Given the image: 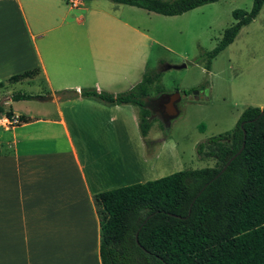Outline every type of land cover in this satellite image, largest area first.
Returning <instances> with one entry per match:
<instances>
[{"label":"crops","instance_id":"crops-1","mask_svg":"<svg viewBox=\"0 0 264 264\" xmlns=\"http://www.w3.org/2000/svg\"><path fill=\"white\" fill-rule=\"evenodd\" d=\"M137 9L108 0L77 7L0 0V81L38 68L44 91L31 95L50 96L33 98L45 104L37 117L12 110L9 95L0 98L24 119L0 126V264H100L92 195L146 181H132V171L155 170L148 162L157 153L147 154L134 105L56 93L93 87L118 94L139 81L155 39L131 20Z\"/></svg>","mask_w":264,"mask_h":264},{"label":"trees","instance_id":"trees-1","mask_svg":"<svg viewBox=\"0 0 264 264\" xmlns=\"http://www.w3.org/2000/svg\"><path fill=\"white\" fill-rule=\"evenodd\" d=\"M108 1L172 16L217 0ZM263 2L252 0L248 11L233 9L232 24L196 61L208 70L211 60L256 16ZM38 71L13 74L0 86L33 78ZM159 76V71L150 69L118 94L93 87L56 93L62 99L79 95L109 105L136 106L138 132L145 139L152 122L146 100L166 94ZM35 97L39 96L25 92L9 95L11 101ZM0 113L12 115L1 102ZM195 153L216 165L182 169L92 195L102 235L100 264H264V108L247 106L230 131L198 142Z\"/></svg>","mask_w":264,"mask_h":264},{"label":"rangeland","instance_id":"rangeland-1","mask_svg":"<svg viewBox=\"0 0 264 264\" xmlns=\"http://www.w3.org/2000/svg\"><path fill=\"white\" fill-rule=\"evenodd\" d=\"M251 3L252 0H217L173 17L142 9H137L140 15H131V20L155 39L147 48L146 66L159 71L158 83L165 93H179L177 114L168 124L156 114L150 116L154 124L148 130L146 147L151 150L147 154L157 153L156 159L148 162L155 170L147 167L141 169L140 175L132 171V181L152 180L182 169L215 166L211 158L196 155V144L230 131L247 106L264 108V4L257 15L239 29L233 41L211 60L208 70L201 61H196L201 52L216 45L222 31L232 24L231 11H248ZM181 63L185 66L180 69H162L165 64ZM20 83L22 85L4 83L0 86V98L14 92L44 91L38 76ZM44 105L32 98L13 101L11 109L37 117L45 114L41 109ZM135 109L138 115L136 106ZM173 143L174 148L170 146ZM134 146L131 139L132 158L136 154ZM135 160L138 161L137 157Z\"/></svg>","mask_w":264,"mask_h":264},{"label":"flooded vegetation","instance_id":"flooded-vegetation-1","mask_svg":"<svg viewBox=\"0 0 264 264\" xmlns=\"http://www.w3.org/2000/svg\"><path fill=\"white\" fill-rule=\"evenodd\" d=\"M168 95L169 94L166 93L160 96H156L152 99L146 100V105L150 111V116L156 114L157 118L161 120L164 124L168 123L170 117L167 112V108L165 107V104L168 101Z\"/></svg>","mask_w":264,"mask_h":264},{"label":"water","instance_id":"water-1","mask_svg":"<svg viewBox=\"0 0 264 264\" xmlns=\"http://www.w3.org/2000/svg\"><path fill=\"white\" fill-rule=\"evenodd\" d=\"M184 66H185L184 63L177 64V65L165 64L162 66V69L163 70L164 69H170V68L180 69V68H183ZM167 94H169V95H168V101L165 104V107L167 108V112L170 116L169 120H168V123H169L170 119L177 114V111H178L177 104L179 101V93L178 92H172V93H167ZM49 98H50V96H48V95H44V96L39 97L40 100H47Z\"/></svg>","mask_w":264,"mask_h":264},{"label":"built area","instance_id":"built-area-1","mask_svg":"<svg viewBox=\"0 0 264 264\" xmlns=\"http://www.w3.org/2000/svg\"><path fill=\"white\" fill-rule=\"evenodd\" d=\"M67 4L72 7L80 6L83 0H66ZM19 123V120L15 116L7 117L6 115L0 116V126L9 127L11 125Z\"/></svg>","mask_w":264,"mask_h":264},{"label":"clouds","instance_id":"clouds-1","mask_svg":"<svg viewBox=\"0 0 264 264\" xmlns=\"http://www.w3.org/2000/svg\"><path fill=\"white\" fill-rule=\"evenodd\" d=\"M170 146H171L172 148H174V147H175L174 143H173V144H171Z\"/></svg>","mask_w":264,"mask_h":264}]
</instances>
